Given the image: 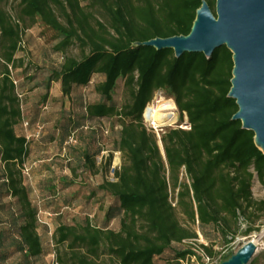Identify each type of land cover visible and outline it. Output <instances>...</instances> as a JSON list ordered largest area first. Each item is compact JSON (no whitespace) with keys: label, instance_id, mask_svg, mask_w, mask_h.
<instances>
[{"label":"trees","instance_id":"obj_1","mask_svg":"<svg viewBox=\"0 0 264 264\" xmlns=\"http://www.w3.org/2000/svg\"><path fill=\"white\" fill-rule=\"evenodd\" d=\"M85 1L20 0L19 17L39 18L56 31L57 49L80 43L81 56H66L49 79L60 81L63 94L69 95L75 86H85L95 73H101L104 79L95 89L103 100L87 104V116L120 118L121 165L113 168V180L103 181L94 190L111 194L119 205L107 209L98 224L89 220L59 223L56 242L67 247L60 263L192 264L195 256L202 264L204 256L215 252L214 241L185 246L199 237L196 221L205 238H209L206 227L214 226L227 243L229 229L242 213H248L244 234L260 229L254 216L256 210L264 214V199L254 197L252 181L257 175L264 185V152L255 132L234 117L239 106L229 94L234 59L227 45L216 48L210 57L203 52L177 56L173 48L157 49L143 42L189 34L198 8L207 1L216 14V0ZM88 6L102 9L107 23L99 19L93 23ZM20 43V25L0 0V160L4 163L0 193L4 190L12 196L18 210H11L9 224L0 219V264L16 252L29 262L44 250L38 208L24 183L28 139L15 130L22 112L9 66ZM120 78L125 100L117 107L107 101L112 100ZM158 90L186 109L190 124L188 129L169 128L161 135L174 188L182 167L191 178L190 184L180 186L175 204L158 138L143 122L144 110ZM95 155L85 150L77 159L81 168L96 171ZM111 162L109 154L104 163L110 167ZM117 216L120 226L114 229L110 223ZM251 263L264 264L260 255L252 256Z\"/></svg>","mask_w":264,"mask_h":264},{"label":"rangeland","instance_id":"obj_2","mask_svg":"<svg viewBox=\"0 0 264 264\" xmlns=\"http://www.w3.org/2000/svg\"><path fill=\"white\" fill-rule=\"evenodd\" d=\"M1 2L13 20L20 25V47L15 54V61L9 66L22 112V118L15 130L18 134L26 135L28 139L30 154L24 165V183L31 188L32 202L38 208V232L44 247L43 253L29 262L23 261L20 252H16L4 264H61L60 257L67 253V247L56 242L54 233L59 223L74 225L89 220L98 224L107 209L119 205L118 200L111 194L94 190L103 181L113 180V168L121 165L122 153L117 144L120 118L116 115L103 118L87 116L86 105L103 100L95 89L96 84L104 79L101 73H95L89 84L75 86L69 95L63 94L60 81L49 79L66 56H81L82 50L78 41H73L65 50L57 49L60 38L56 31L39 18L34 20L19 17L20 0ZM81 3L86 4V1L81 0ZM86 10L91 12L90 20L93 23L95 19L107 23V17L99 7L88 6ZM170 98L176 105L174 116L157 119L156 129L149 125L144 114L143 122L158 138L164 159V174L170 187V199L175 204L180 186L190 184L191 178L182 167L179 185L174 188L161 135L169 128L187 129V111L178 107L174 97L161 90L155 92L147 106L169 102ZM124 100V80L120 78L112 100L107 103L121 107ZM26 122H29L28 125ZM40 126L43 128L40 129ZM85 150L96 152V171H86L79 165L77 159ZM109 154H112L110 167L104 163ZM3 164L0 160V174L3 173ZM1 192L0 219L9 224L10 212L14 209L17 213V205L12 196L4 194V190ZM252 192L256 199H264V185L257 175L252 181ZM247 217L248 213H242L241 219H234L232 228L229 229V243L214 226L206 227L209 238H205L196 221L194 227L198 232V239L184 244L195 248L196 242L200 244L214 241L212 243L215 252L211 255V260L208 261L204 256V263L201 261L202 264H213L216 260L222 261L225 255L237 250L248 239L255 238L258 248L253 256L260 255L264 262V214L256 210L254 218L260 229L250 234H244L248 226ZM181 219L186 220L183 214ZM119 226L120 216H117L111 221L110 227L118 229ZM191 263L200 264L195 256ZM248 264H252L251 260Z\"/></svg>","mask_w":264,"mask_h":264},{"label":"water","instance_id":"obj_3","mask_svg":"<svg viewBox=\"0 0 264 264\" xmlns=\"http://www.w3.org/2000/svg\"><path fill=\"white\" fill-rule=\"evenodd\" d=\"M143 43L157 49L173 48L177 56L203 52L208 57L227 45L234 59L229 94L239 106L234 117L255 132V141L264 152V0H216V14L204 1L189 34ZM257 248L255 238L248 239L218 264H248Z\"/></svg>","mask_w":264,"mask_h":264},{"label":"bare ground","instance_id":"obj_4","mask_svg":"<svg viewBox=\"0 0 264 264\" xmlns=\"http://www.w3.org/2000/svg\"><path fill=\"white\" fill-rule=\"evenodd\" d=\"M176 105L172 101V98L169 99V102L159 103L158 105L149 106L146 109V119L149 123H157V119H164L167 117H172L175 115L174 109ZM166 110L164 113L162 111ZM256 240V239H255Z\"/></svg>","mask_w":264,"mask_h":264},{"label":"built area","instance_id":"obj_5","mask_svg":"<svg viewBox=\"0 0 264 264\" xmlns=\"http://www.w3.org/2000/svg\"><path fill=\"white\" fill-rule=\"evenodd\" d=\"M147 107H149V106H147ZM147 107H146V109H147ZM146 109H145V111H144V113H143L144 116H145V114H146ZM165 111H166V110H164V111H162V112L164 113ZM167 118H170V117H167ZM167 118H164V119H167ZM145 119H146V116H145ZM146 121H147V119H146ZM147 122H148V121H147ZM185 122H186V123H185V124H186V125H185L186 128H187V129L190 128V124H189L187 121H185ZM28 123H29V122H26L25 124L28 125ZM148 123H149V122H148ZM156 124H157V123H155V122L149 123V125H150L152 128H155V129L157 128V127H156ZM39 128L41 129L42 127L40 126ZM233 251H235V250H233ZM206 259L209 261V260H211V257L207 256ZM218 262H219V260H216L213 264H215V263L218 264Z\"/></svg>","mask_w":264,"mask_h":264},{"label":"crops","instance_id":"obj_6","mask_svg":"<svg viewBox=\"0 0 264 264\" xmlns=\"http://www.w3.org/2000/svg\"><path fill=\"white\" fill-rule=\"evenodd\" d=\"M43 128V127H42Z\"/></svg>","mask_w":264,"mask_h":264}]
</instances>
